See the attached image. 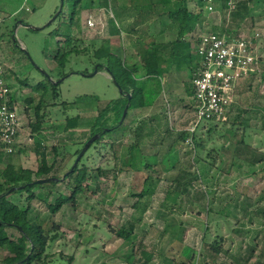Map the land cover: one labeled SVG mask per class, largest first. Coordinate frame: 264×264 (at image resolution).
Instances as JSON below:
<instances>
[{
	"label": "rangeland",
	"instance_id": "rangeland-1",
	"mask_svg": "<svg viewBox=\"0 0 264 264\" xmlns=\"http://www.w3.org/2000/svg\"><path fill=\"white\" fill-rule=\"evenodd\" d=\"M244 2L249 8L240 9L238 15L245 19L240 24H246V31L256 29L264 34V0L258 4L256 0H240L239 4ZM73 4L74 0H64L60 15L47 26L59 11L61 0H0V62L16 99L20 100L21 110H25L23 131L31 135L25 149L15 152L9 158L11 161L1 156L0 172L7 180H17L19 185L47 178L36 175L42 160L38 150L42 149L48 165H53L50 177L62 176L73 165L76 151L90 137L102 110L108 104L111 108H122L126 103L108 69L116 74L115 63L119 58L126 66L140 65L142 61L143 49L132 48L126 34L119 33L114 39L108 36L109 28L114 29L109 22L114 20V12L109 6L95 4L81 11L79 26L73 28L74 36L80 39V48L86 51L71 56L63 70L67 78L62 81L64 77L56 73L55 55L63 46ZM189 4L191 11L202 10L204 31L231 25L226 13H220L222 0L215 2L216 11L220 12L213 15L197 0ZM13 11L17 13L12 14ZM89 18L95 19V28L87 26ZM28 27L43 29L35 31ZM104 40L110 42L112 55L109 61L102 60L105 68L93 75L97 67L93 51ZM258 50L262 56L259 71L237 88L239 104L231 108L229 121L215 123L217 132L211 134H207V123L200 129L204 143L200 154L178 141L188 125L189 104L171 105L167 101L169 93L159 91L155 103L160 117L154 126L157 131L150 148L144 145L129 156V148L135 141L133 130L149 119L145 109H135L123 122L124 131L104 137L100 154L94 147L88 149L94 159L88 163L89 167L115 164L122 171L108 173L106 177L90 171L86 190L55 214L48 204H54L60 195L71 196L73 189L67 181L55 185L37 183L26 186L20 193L9 194L7 199L13 204L23 210L29 207L30 217L37 219L49 235L58 234L47 252L72 255L73 264H129L124 257L130 247L151 254L147 264L168 261L171 264H264V162L251 164L245 158H238L232 164L230 154L221 148L225 141L221 133L236 120L237 139L245 134L250 148L264 153V41ZM192 56L197 60L194 51ZM59 80L62 82L54 84ZM29 98L33 100L31 104L26 101ZM41 98L45 103L43 112L50 118L38 133L32 131L31 125L35 123V107ZM64 102L68 103L65 109L61 106ZM111 115L109 112L106 117ZM67 116H79L78 126L67 127ZM243 126H247L245 132ZM110 144L117 152V163L108 148ZM54 149L58 151L56 155ZM128 160L132 169L128 168ZM145 164L150 168H145ZM180 169H190L199 179L174 202V179ZM145 179H148L146 184ZM141 192L144 196L138 197ZM30 193L34 194L33 199H29ZM206 227L209 244L217 236L224 239L219 255L214 256L210 245L203 242ZM119 230L131 233L129 241L117 235ZM6 231L11 239L19 236L14 228ZM251 248H254L253 256L245 262ZM9 256L8 246L0 248V264H5L3 261Z\"/></svg>",
	"mask_w": 264,
	"mask_h": 264
},
{
	"label": "trees",
	"instance_id": "trees-1",
	"mask_svg": "<svg viewBox=\"0 0 264 264\" xmlns=\"http://www.w3.org/2000/svg\"><path fill=\"white\" fill-rule=\"evenodd\" d=\"M192 0H175L172 5H169L170 0H128L132 7L131 11L129 10H116L114 12V20L109 21L113 26L112 34H119L120 30L118 27H115V22H119L120 18L127 17L129 13L131 16L139 17L136 18L135 23L130 26L132 31L136 27H140L142 32L143 24L152 18L153 16L157 17V22H160L166 17L169 23L164 25L165 28L170 30H175L178 34V38H184L187 34L191 33L197 26L201 27L203 23L202 10L200 11H191L189 9V2ZM200 4H203V0H197ZM216 3L218 0H215ZM228 0H222V6L220 8L221 12H224L227 8L226 3ZM118 0H74L73 8L69 15V28L64 32L63 46L56 52L55 60L57 61L56 73L62 78L65 77L67 73H64V68L68 63L72 55H80L86 51V48H80V39L74 36L73 28L79 26L80 13L86 8L93 7L95 4L98 7H110L115 5ZM256 3H259V0H256ZM165 6H169L166 10ZM147 8V10H144ZM235 12L232 13L231 25L227 28L226 31H232L240 27V23L244 22L245 19L239 16L240 9L248 10V5L240 3ZM239 10V11H238ZM15 11L12 12V14ZM61 13V12H60ZM11 14V15H12ZM234 14V15H233ZM143 19L142 23L139 24L140 20ZM234 24V26H232ZM126 30L128 28H125ZM223 28L213 27L212 32L223 33L225 31ZM209 32V31H208ZM141 36V35H140ZM60 37V36H56ZM61 38V37H60ZM143 47V58L140 65L132 64L131 66H126L121 58L116 61V74L111 69H108L110 74L113 76V79L117 83V86L121 88L122 96L125 97V105L122 108H111L110 104L102 110L99 116L95 119L93 124V131L89 138H87L84 145L95 135H99V138L90 146V150L94 147L95 152L100 154L104 149L103 139L105 136H110L115 133H120L125 130L124 123L122 125H117L118 121L123 115L124 110L128 106V112L126 114L125 120L128 118L130 111L135 109H145L150 103L148 98L154 93H157L161 90L159 78L167 72V70L174 64L176 68L187 69L189 71V79L191 80L196 69L198 68L197 60L191 55L190 44L187 42H180L179 40L174 41L169 44L161 45L154 42H143L140 43ZM170 51V54H166ZM111 46L108 40L101 41V44L98 48L93 51V57L95 59V64L97 65L98 71H102L105 68L103 59L109 61L111 58ZM194 58V59H193ZM87 73V72H84ZM189 80V82H190ZM186 84L187 91L192 95L190 90V83ZM45 94V93H43ZM129 94L131 97L129 98ZM54 98L57 99L58 95L56 92L53 94ZM95 99V98H94ZM29 104L33 102L32 98L26 100ZM98 101V100H96ZM68 103H61L63 109L66 108ZM45 103L43 98L39 100L38 105L35 107V123L31 125L33 132H40L42 126L50 118L48 115L43 112ZM109 112H112L111 116H107ZM239 117V116H238ZM124 120V121H125ZM159 118L152 117L149 118L145 124L137 126L133 130V135L135 141L132 146L129 148V156H132L134 149H140L142 146L152 145V139L156 134L157 129L154 128L155 124ZM80 117H65V124L67 127H76L78 126ZM237 121L232 124L228 129L224 130V133H221V136L224 138V145L222 144L223 150H226L231 157L232 164L235 163L238 158H245L251 164H257L264 162V153H259L254 149L250 148L248 145L245 134H242L239 139L236 135L235 124ZM114 124V125H113ZM161 124V123H159ZM203 123L196 132L192 135V142L194 144V149L197 154L204 149V143L201 136H199V131L204 127ZM209 128L207 134H211L216 131V125L213 122H207ZM238 124V123H237ZM159 126V125H158ZM244 132L247 126H243ZM131 132V130L129 131ZM109 133V134H108ZM112 133V134H111ZM189 134L184 131L180 134L178 141L180 143H186V139ZM38 148H41L39 143L36 144ZM82 146V148L84 147ZM160 143L158 144V146ZM81 149L76 151V158L81 152ZM108 148L115 160L118 162L117 152L114 150L112 144L108 145ZM217 151V149H216ZM20 152V151H19ZM18 152V153H19ZM57 149H54V155L57 154ZM89 150L84 154L80 159L76 167L71 171L73 165L60 175H52L53 165L49 166L46 161V155L41 150H38V153L41 155V166L36 172L38 178L47 176L46 179H52L50 182L43 184L55 185L58 181H67V184L72 187V194L70 197L60 195L54 202V204H48L50 211L55 214L57 213L64 205L74 201L75 197L79 194H82L87 188V181L89 179L88 175L90 171L98 172V175L101 177H106L108 173L111 172H120L123 169L118 168L117 165H108L105 167H89V164L94 161L93 155L88 154ZM218 154V151L217 153ZM209 155V154H208ZM3 154L0 152V158ZM11 156H5L6 159L11 161ZM76 160V159H75ZM128 168L132 169V162L130 160ZM75 163V161H74ZM73 163V164H74ZM89 163V164H88ZM223 163V160L222 162ZM145 168H150V165L145 164ZM190 169H180L178 176L174 179L173 193L174 199L176 202L178 197L184 193H187L189 188L193 185L195 181L199 179V176L195 172H189ZM148 179H145L144 183H147ZM39 180L35 182H30L27 184H18L17 180H7L4 175L0 172V248L5 246L9 247L10 256L4 259L5 264H73L74 257L67 256L64 254H49L47 251L50 249L51 245L57 240L58 234L49 235L45 228L42 227L34 217H30L31 210L29 207L23 210L17 205L9 201L7 196L10 190L15 189L12 193H20L26 186H32L37 184ZM39 184V183H38ZM18 191V192H16ZM143 192V191H142ZM142 192L138 197H143ZM29 193V192H28ZM50 196V195H49ZM47 196V199L49 198ZM29 199L34 198V194L30 193L28 195ZM46 199V200H47ZM210 214V213H209ZM14 228L18 232L19 236L17 238L11 239L7 235V229ZM208 227L205 228V234L203 236V242L208 243ZM117 235L123 238L125 241H129L131 238V233L124 230H119ZM224 243L223 237L217 236L214 238L212 243H210V251L216 255H219L222 252V244ZM140 248L137 250L139 251ZM134 247L128 248L127 253L125 254L124 259L129 264H147L152 259V255L145 252L139 251L141 258L137 257L138 251ZM254 248H251L248 252L245 262L250 260L253 256ZM167 264H171L170 261Z\"/></svg>",
	"mask_w": 264,
	"mask_h": 264
},
{
	"label": "built area",
	"instance_id": "built-area-1",
	"mask_svg": "<svg viewBox=\"0 0 264 264\" xmlns=\"http://www.w3.org/2000/svg\"><path fill=\"white\" fill-rule=\"evenodd\" d=\"M215 2L203 0V8L209 15L220 12L216 11ZM239 2L227 1L224 12L227 19L230 18L228 23H231L232 13L237 10ZM95 22V19L89 18L86 23L89 28H95ZM245 25L235 33L226 29L223 33L207 32L199 26L190 33V42L199 64L189 82L194 106L185 129L189 134L185 144L192 152H195L192 135L197 128L207 122L229 121L231 108L236 102V91L259 71L262 56L258 48L264 41V34L256 29L246 31ZM5 71L0 62V152L9 156L23 151L27 141H31V135L23 131L25 110H21L20 100L16 99ZM21 138H24L23 141Z\"/></svg>",
	"mask_w": 264,
	"mask_h": 264
},
{
	"label": "crops",
	"instance_id": "crops-1",
	"mask_svg": "<svg viewBox=\"0 0 264 264\" xmlns=\"http://www.w3.org/2000/svg\"><path fill=\"white\" fill-rule=\"evenodd\" d=\"M174 1L175 0H170L169 5H172L174 3ZM130 5L131 4L128 2V0H118V2L115 5H112L111 7L109 5V7L112 10L116 9V10L121 11V9L123 8L122 10H128V11L130 10L131 11L132 7ZM163 8H165L167 10L169 8V6L168 7L165 6ZM144 10H147V8H145ZM15 13H17V11H15L13 14H15ZM136 18L139 19V17H137V14H136V17L134 19V17L131 16V13H129V15H127V17H124L122 19L120 18L119 22H115V24H117V23L120 24V26L118 25L119 26L118 28L121 29L120 33L122 35L126 34L128 37H130L131 42H132V44H131L132 48L135 49L136 47L137 48L141 47L143 49L144 46H142L140 44V43L143 44V42L148 43V42H154L155 41L156 44L165 45V44H169V43H172L174 41L179 40L180 42H187L190 44L191 55H192L193 48H192V43L190 42V33L187 34L184 38L179 39L178 34L176 33L175 30H170L169 28L164 29V25L169 23V21H168V19H166V17L164 19H162L160 22H157L156 21L157 17L153 16L152 18H150L151 20H149L143 24H140L143 21V19H141L139 24L143 25L142 26L143 32L141 30H139V29H141L139 26L136 27L133 31H132V29L130 30V26H132L135 23ZM215 20H217L216 22H221L220 18H219L220 21H218V19H215ZM250 22H252V21H250ZM214 24L219 25V23H215V22H214ZM243 24L245 25V23H243ZM243 24H240L239 28L232 30V33H235L237 30L240 31V28L243 26ZM108 26H109V24H108ZM125 28H128V29L126 30ZM111 29H112V27L109 28L108 36L110 38L114 39L118 34L113 35ZM143 52H144V50L142 51V55L140 56V60L143 58ZM135 53L138 54L136 51H135ZM166 54L169 55L170 51H168ZM182 70H184V71H182ZM189 80H190L189 79V71L185 68L184 69L176 68V66L174 64L167 70V72H165L164 75H162L159 78V81H160L159 84H160V88H161L160 91L169 93L170 99L168 98V96H166V97L169 99V100L167 99V101L171 102L170 103L171 105H174L173 102H177L180 105H188L189 104V109L186 110V122L189 119V116H187L188 115L187 113L192 111L193 106H194V102L192 100V95L186 89V84H188ZM157 93L159 94V92H157ZM157 93H154L152 96H150L148 98L150 105L147 108H145V110L147 112H149V114L147 115L148 118L157 117L158 111H156V110L159 109L157 107V104L155 103ZM238 98L239 97L236 95V102L234 103V106L239 104ZM177 103H175V104H177ZM170 104H169V106H171ZM140 110L142 111L144 109H140ZM158 117H160V116H158ZM147 147L150 148L149 146H147Z\"/></svg>",
	"mask_w": 264,
	"mask_h": 264
},
{
	"label": "water",
	"instance_id": "water-1",
	"mask_svg": "<svg viewBox=\"0 0 264 264\" xmlns=\"http://www.w3.org/2000/svg\"><path fill=\"white\" fill-rule=\"evenodd\" d=\"M63 3H64V0H61V5H60V9L59 11L56 13V15L51 19V21L48 23L47 26L51 25L55 20L56 18L60 15V12L62 10V7H63ZM32 30H35V31H40L42 30L43 28H31V27H28ZM96 73H98V70H97V67L95 69V73L93 75H96ZM74 74V73H72ZM84 76H90L92 77L93 75H85V74H82ZM113 77V76H112ZM67 77H64L62 81H64ZM51 81V79H50ZM61 80L57 81L56 83L54 84H59L60 82H62ZM115 81V80H114ZM115 84L117 85V83L115 82ZM119 87V86H118ZM120 91H121V88L119 87ZM129 98L131 97V95L129 94L128 96ZM128 112V106L126 107V109L124 110L123 112V115H122V118H121V121H120V125L123 124L125 118H126V114ZM99 138V135H95L93 136L85 145L84 147L82 148L80 154L78 155V157L76 158L75 160V163L73 164V167L71 169V171L76 167V165L78 164V162L80 161V159L84 156V154L88 151L89 147ZM52 179H45V180H39L38 183H46V182H50ZM15 189H12L9 191V193H12ZM0 198H2V195H0Z\"/></svg>",
	"mask_w": 264,
	"mask_h": 264
}]
</instances>
